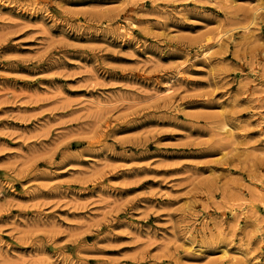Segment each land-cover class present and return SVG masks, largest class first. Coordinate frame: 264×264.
<instances>
[{"label":"rangeland","instance_id":"374dc122","mask_svg":"<svg viewBox=\"0 0 264 264\" xmlns=\"http://www.w3.org/2000/svg\"><path fill=\"white\" fill-rule=\"evenodd\" d=\"M0 264H264V0H0Z\"/></svg>","mask_w":264,"mask_h":264},{"label":"bare ground","instance_id":"6f19581e","mask_svg":"<svg viewBox=\"0 0 264 264\" xmlns=\"http://www.w3.org/2000/svg\"><path fill=\"white\" fill-rule=\"evenodd\" d=\"M245 31H246V30H245ZM245 31H244V32H245ZM246 32H247V31H246ZM246 32H245V33H246ZM223 34H224V33H223ZM225 35H226V34H225ZM222 39H223V38H222ZM217 40H221V39H220V38H219V39L217 38ZM213 42L216 43V40H215V41L213 40ZM221 43H222V42H221ZM213 45H214V44H213ZM212 47H213V46H212ZM209 48H210V47H209ZM206 51H207V50H206ZM209 52H210V51H209ZM208 54H209V53H208ZM204 55H205V54H204ZM205 56H206V55H205ZM202 58H203V57H202ZM169 84H170V83H169ZM167 88H168V87H167ZM169 91H170V90H169ZM173 92H174V91H173ZM164 93H165V92H164ZM171 94H172V93H171ZM163 96H165V95H163ZM168 96H169V95H168Z\"/></svg>","mask_w":264,"mask_h":264}]
</instances>
